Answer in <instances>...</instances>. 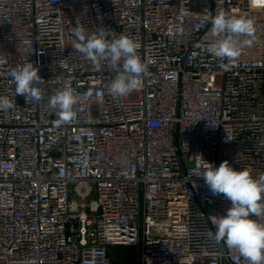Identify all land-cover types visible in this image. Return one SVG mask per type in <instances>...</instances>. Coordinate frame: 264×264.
<instances>
[{"label":"built area","instance_id":"built-area-1","mask_svg":"<svg viewBox=\"0 0 264 264\" xmlns=\"http://www.w3.org/2000/svg\"><path fill=\"white\" fill-rule=\"evenodd\" d=\"M255 21L235 60L211 56V17ZM76 23L140 43L143 87L114 99L116 73L72 47ZM31 62L42 99L15 95L10 72ZM221 64H229L228 69ZM93 96L58 123L48 99ZM96 93L102 94L98 99ZM0 264H248L215 232L231 202L202 177L215 167L264 173V8L250 0H0ZM260 222L264 223V219Z\"/></svg>","mask_w":264,"mask_h":264},{"label":"clouds","instance_id":"clouds-1","mask_svg":"<svg viewBox=\"0 0 264 264\" xmlns=\"http://www.w3.org/2000/svg\"><path fill=\"white\" fill-rule=\"evenodd\" d=\"M252 7L264 8V0H250ZM210 32L215 38L207 45L212 57L229 62L238 58L245 47L253 43L255 21L251 17L225 13L221 11L211 17ZM74 39L72 47L88 59L96 69L107 65L116 75L108 86V93L114 99L128 96L143 87V77L148 72L150 63L142 60L138 54L139 42L125 34L117 35L101 27L95 33L76 23L72 29ZM229 64H221L224 69ZM38 68L27 61L17 65L10 72L15 85V95L23 96L27 101L42 99L39 85L43 80L38 75ZM93 96L91 91L78 93L72 87L56 91L48 99V107L56 112L58 123L70 124L77 118L76 106ZM102 99L101 93H96ZM15 101L0 95V111L14 109ZM203 160L198 167H203L202 177L213 195L223 194L231 202L226 215H219L213 220L215 232L208 235L216 243L225 244L237 251L248 264H264V173L254 178L247 169L235 170L227 160L215 167Z\"/></svg>","mask_w":264,"mask_h":264},{"label":"trees","instance_id":"trees-1","mask_svg":"<svg viewBox=\"0 0 264 264\" xmlns=\"http://www.w3.org/2000/svg\"><path fill=\"white\" fill-rule=\"evenodd\" d=\"M115 250V249H114ZM114 250L111 254V257L114 261L120 263V264H138L136 260V250L134 248H129V250H135V255L133 256H121L120 253L118 255H114Z\"/></svg>","mask_w":264,"mask_h":264},{"label":"rangeland","instance_id":"rangeland-1","mask_svg":"<svg viewBox=\"0 0 264 264\" xmlns=\"http://www.w3.org/2000/svg\"><path fill=\"white\" fill-rule=\"evenodd\" d=\"M120 253L121 256L125 255V256H133L135 255V250H129V248L127 247H117L114 250V255H118Z\"/></svg>","mask_w":264,"mask_h":264}]
</instances>
